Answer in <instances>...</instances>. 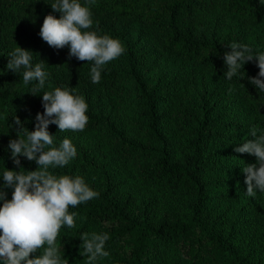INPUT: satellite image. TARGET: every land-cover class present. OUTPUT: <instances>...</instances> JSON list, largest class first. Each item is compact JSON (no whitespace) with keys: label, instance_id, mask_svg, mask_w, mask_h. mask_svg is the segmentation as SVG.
<instances>
[{"label":"trees","instance_id":"16d2710c","mask_svg":"<svg viewBox=\"0 0 264 264\" xmlns=\"http://www.w3.org/2000/svg\"><path fill=\"white\" fill-rule=\"evenodd\" d=\"M54 2L0 0V185L5 169L37 168L11 159L9 141L26 139L14 118L33 131L43 92L67 88L84 98L88 122L77 132L49 125L54 146L68 138L77 150L49 170L99 193L69 208L75 227L56 240L68 264H87L80 236L93 232L110 237L95 264H264V193L247 196L241 171L256 158L234 151L251 127L264 131V92L248 82L254 60L232 80L223 61L232 42L264 52V0H79L92 13L89 30L125 49L99 83L93 62L40 38L45 15L60 18ZM17 46L33 52V65L46 63L37 96L23 69H6Z\"/></svg>","mask_w":264,"mask_h":264},{"label":"clouds","instance_id":"9594fccd","mask_svg":"<svg viewBox=\"0 0 264 264\" xmlns=\"http://www.w3.org/2000/svg\"><path fill=\"white\" fill-rule=\"evenodd\" d=\"M50 6L54 12L60 13V18L45 15L39 30L40 38L54 49L67 46L69 57L93 62L90 78L92 83H99L103 66L120 57L125 51L124 46L118 39L89 30L93 25L92 13L79 0H55ZM228 49L230 51L223 55L226 78L232 80L247 62L254 60L259 71L248 82L264 92V52L254 54L251 47L236 42H232ZM32 53L17 46L8 53L6 69L14 73L23 69L25 85L37 82L31 90L32 95L37 96L35 93L44 89L48 74L44 70V61L32 64ZM41 97L44 111L36 114L33 131H28L19 118H14V124L23 130L26 139L17 137L9 141L11 159L19 168L18 157H25L34 161L37 168L34 171L5 169L3 172V185H0V264H68L61 257L56 240L63 226L75 227L77 213L69 212V208L99 196L82 177L57 176L49 170L64 167L77 154L68 138H64L58 147L54 146V135L49 133V125H56L60 132L83 131L88 122L87 103L82 96L73 95L67 88L44 91ZM249 136L251 139L234 151L256 158V163L244 164L241 169L245 175V194L254 198L256 190L264 193V131L253 126ZM6 188L12 189L10 200L3 190ZM109 238L107 233L81 234L80 247L83 255L87 256V264H95L98 258L109 255L105 251Z\"/></svg>","mask_w":264,"mask_h":264}]
</instances>
